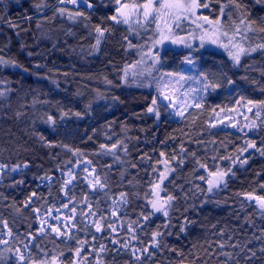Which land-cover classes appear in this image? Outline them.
Masks as SVG:
<instances>
[{
	"label": "trees",
	"instance_id": "trees-1",
	"mask_svg": "<svg viewBox=\"0 0 264 264\" xmlns=\"http://www.w3.org/2000/svg\"><path fill=\"white\" fill-rule=\"evenodd\" d=\"M80 1L0 0V229L12 250L26 253L24 264H264V209L249 199L264 197V106L253 107L264 101V49L236 64L214 51L157 48V70L144 73L136 66L159 19L132 6L147 0H121L127 24L110 19L116 0ZM199 3L227 33L250 22L242 40L264 44V0ZM186 58L218 86L174 121L157 79L183 71ZM153 99L159 117L147 111ZM81 163L102 190L91 191L82 170L65 190L63 175ZM215 171L227 175L209 192ZM168 196V215L155 212L152 202ZM67 203L77 211L70 237L40 235L38 215Z\"/></svg>",
	"mask_w": 264,
	"mask_h": 264
},
{
	"label": "rangeland",
	"instance_id": "rangeland-1",
	"mask_svg": "<svg viewBox=\"0 0 264 264\" xmlns=\"http://www.w3.org/2000/svg\"><path fill=\"white\" fill-rule=\"evenodd\" d=\"M184 2L189 3L190 0H184ZM73 5L75 7H78L85 4H83L82 1L77 0V2ZM194 11L195 15H190L187 12L182 14L177 13L178 15L182 16L179 21H176L175 19L169 17H163L162 19H159L158 31L155 35V39L146 51L145 55L142 57L139 65L136 66L137 71L153 74L157 70L160 62L152 53L153 50L157 48L161 50L167 48H176L182 50L198 49L201 51L209 50L222 53L226 55L230 60L235 62L229 55V51H236V49L232 48L231 44L229 43V40L231 39L233 43H238L239 45L248 49L247 53L241 55L240 60L250 55V53L252 52V47L242 40L249 32L247 27H243V25H241L238 27L240 29L239 32L235 30L232 32V34L227 33V36H221L216 43H213L212 39L215 38L214 33H216V30L218 29L219 32H226L225 29L221 27V23L219 21H217L219 22L217 23L212 22L209 19H207V21L204 20V17H201L199 15L198 8H196ZM165 21H167V24L165 23ZM208 21H211L212 24H209ZM198 25H200V27H198ZM168 27L171 28L170 32L168 31ZM162 31L165 36H168V39H164L162 43H157V41L161 39L160 33ZM205 32H207V35H204ZM201 36H203V40H201ZM102 37L103 36H100V38ZM187 45H190V47H188ZM222 45H228V47L226 48ZM128 74L129 71H127L124 76L127 77ZM165 74L166 73H162L157 79L156 90L159 94L158 103L166 107V109L168 110L169 118L171 120L179 121L190 109L193 108L182 106L185 104L191 105L198 103L206 95L208 88L205 89L203 87L204 82L202 78L198 76L194 61L193 64H188L185 62L183 71L177 74H173V76L171 77H168ZM180 75H183L184 77H196V79L179 80ZM161 77H163V79H161ZM164 96H168L170 97V99H164ZM156 106L157 104L155 106L153 105L152 107H155L156 109ZM178 111H183V115H177ZM81 170L84 174L85 183L91 191L103 189L99 184H96L95 182V170L88 163H81L73 168V170L71 171L72 176H69V173H65L63 175L64 181L71 179V183L65 185V190L69 189L75 184L76 175ZM2 172L3 168H0V178ZM72 177H74V179H72ZM221 185L222 184H220V186ZM158 203L162 202L158 201ZM76 216L77 211L73 207V203H67L65 207L59 210L50 211L49 214L44 217L38 215L40 235L50 232L59 239L69 238L71 233L74 231L73 223ZM55 229H58L59 231H56ZM8 233L9 232L6 228H3L2 230L0 229V241H7V243L0 242V264H7L11 260V257L16 260L18 264H24L26 253L12 250L9 245L11 235H9ZM20 254H23V260L19 259Z\"/></svg>",
	"mask_w": 264,
	"mask_h": 264
},
{
	"label": "snow or ice",
	"instance_id": "snow-or-ice-1",
	"mask_svg": "<svg viewBox=\"0 0 264 264\" xmlns=\"http://www.w3.org/2000/svg\"><path fill=\"white\" fill-rule=\"evenodd\" d=\"M71 3L75 4L77 2V0H70ZM84 2L87 4V6L89 8L92 7V5L90 3H88V0H84ZM116 3L118 5H120V7H118L116 9V12L118 15L112 16L110 17V19L116 21L117 23L121 22V17L123 18V23L127 24L129 23V16L132 14L130 12H126L124 10L129 8V5L127 3H121V0H116ZM158 5V6H157ZM202 5L199 3V0H190L189 3H185L184 0H147L146 3L143 4H138V5H133L132 6V12H139L142 10L143 16L145 19H148L149 17H153L154 19H162L163 17H169V18H173L176 21H179L182 16L178 15L177 13H189L190 15H195V9L201 7ZM204 7H207V5H203ZM238 6V5H237ZM39 7V6H37ZM63 11V10H61ZM221 12L223 13V9H221ZM78 15H81L80 13H77ZM204 20L207 21V17L203 18ZM165 23L167 24V21H165ZM209 24H212L211 21H208ZM219 23V22H217ZM241 23H244V21L242 20ZM198 27H200V25H198ZM249 30L251 29V23L249 22V24L246 26ZM96 32L99 33L100 36H103L104 31H106L105 29H102L101 27H97ZM168 31H171V28L168 27ZM237 32L240 31L239 28L236 29ZM161 35V39L157 41V43H162L164 39H168V36H165L163 31L160 33ZM204 35H207V32L204 33ZM227 32H219V30H216V33H214V37L212 39L213 43H216L217 40L220 39L221 36H227ZM201 40H203V36H201ZM176 42V41H173ZM97 45H99L100 40L97 39L96 41ZM229 43L231 44L232 48H235L236 51H229V55L231 56V58L235 61L236 64L240 63V57L242 54H245L248 52V49H246L245 47L239 45L238 43H233L231 41V39L229 40ZM188 47H190V45H187ZM203 46V45H201ZM224 47H228V45H222ZM257 48L259 49H264V44H260L257 45L256 48H252L251 51H256ZM0 63H7V61H4L2 58H0ZM186 63L188 64H193V61L191 59L186 58ZM168 77L173 76V73H166L165 74ZM198 76L200 78H202L204 84L203 87L205 89H207L208 87H217L218 85H210L208 83V76L207 74L201 72L198 74ZM161 79H163V77H161ZM186 79H196V77H184L183 75L179 76V80H186ZM231 83V81H229ZM164 99H170V97L168 96H164ZM195 99V98H194ZM249 104H253L252 101H248ZM152 104L155 106L157 104L156 99H153ZM264 106V101L260 102L259 105L257 104H253V107H261ZM182 107H200L199 103L196 104H185ZM148 112H155V115L157 117H159L160 113L158 111H156L155 107H149L147 109ZM249 111H251V109H249ZM259 114V113H258ZM177 115H183V111H178ZM103 147V146H102ZM117 145H112V148H116ZM247 147H255V144H248ZM247 147L245 149H242L241 151H247ZM126 151V149H125ZM262 155H264V152H261ZM161 155H163V153H161ZM182 163V161H181ZM246 163V161H241V164ZM5 167L4 165H0V168ZM200 167H205V165L201 164ZM230 171V170H229ZM227 175L226 172H222V171H215V172H209L208 178H207V184H208V191L211 192L213 190V188H217L220 186V184L224 183V177ZM69 176H72L71 172H69ZM163 176V174H162ZM201 179H205V177H200ZM72 179H74V177H72ZM95 182L96 184H99L101 187H103L104 185L100 182L99 177L95 178ZM71 183V179L69 180H65L64 184H70ZM157 187H159V185H157ZM124 198V194H121V199ZM174 198L172 196H168V199L166 202L164 203H157V202H152V208L154 209L155 212H163V214L165 216L168 215V210H167V203L172 201ZM249 199H255L256 203L260 206L261 209H264V197H252L249 196ZM145 219H147V217H145ZM5 226H7L5 224ZM97 227V231L101 230V226L99 224L96 225ZM43 230V229H41ZM56 231H59L58 229H55ZM131 231V229H129ZM183 230V229H182ZM9 235H11V232L9 231L8 233ZM158 235L156 233L153 234V238L155 239V236ZM135 238V237H133ZM2 243H7V241H0ZM126 246V245H125ZM144 251H147V249H145ZM261 251H264V249H261ZM17 252H19V249H17ZM79 254V253H77ZM133 255H135V252H133ZM252 256H255V252L252 253ZM137 259H139V256L136 257ZM20 260L24 259L23 254H20L19 257Z\"/></svg>",
	"mask_w": 264,
	"mask_h": 264
}]
</instances>
